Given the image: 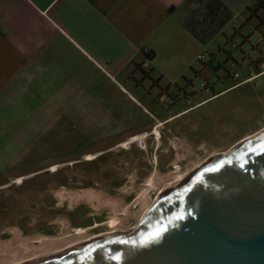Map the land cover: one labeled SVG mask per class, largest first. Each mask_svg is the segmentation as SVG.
<instances>
[{
	"label": "rangeland",
	"instance_id": "obj_1",
	"mask_svg": "<svg viewBox=\"0 0 264 264\" xmlns=\"http://www.w3.org/2000/svg\"><path fill=\"white\" fill-rule=\"evenodd\" d=\"M259 38L256 32L249 42L241 34L224 37L213 78L199 77L188 86L194 92L188 100L144 99L148 110L131 106V114L84 118L81 131L65 132L57 125L55 131L24 133L25 147L2 156L8 163L0 166L5 172L0 175V244L16 246L39 235L63 242L113 229L132 232L161 192L177 183L178 173L263 134L264 63L255 65L264 61ZM231 42L239 48L231 50ZM250 72L257 76L238 85ZM173 88L175 95L178 86ZM153 125L156 139L152 136L143 149L136 142L142 134L134 133ZM5 258L0 256V264Z\"/></svg>",
	"mask_w": 264,
	"mask_h": 264
},
{
	"label": "crops",
	"instance_id": "obj_2",
	"mask_svg": "<svg viewBox=\"0 0 264 264\" xmlns=\"http://www.w3.org/2000/svg\"><path fill=\"white\" fill-rule=\"evenodd\" d=\"M256 1L0 0V166L24 133L71 132L144 99L188 100V86L213 78L224 37L255 33Z\"/></svg>",
	"mask_w": 264,
	"mask_h": 264
},
{
	"label": "water",
	"instance_id": "obj_3",
	"mask_svg": "<svg viewBox=\"0 0 264 264\" xmlns=\"http://www.w3.org/2000/svg\"><path fill=\"white\" fill-rule=\"evenodd\" d=\"M30 264H264V133L159 198L132 232Z\"/></svg>",
	"mask_w": 264,
	"mask_h": 264
},
{
	"label": "bare ground",
	"instance_id": "obj_4",
	"mask_svg": "<svg viewBox=\"0 0 264 264\" xmlns=\"http://www.w3.org/2000/svg\"><path fill=\"white\" fill-rule=\"evenodd\" d=\"M249 139H246L243 142H246L245 144H247L248 142L253 140V139H251L249 141ZM219 158H221V157H217V159H219ZM217 159H214L210 162H213ZM209 163H207V164H209ZM204 164H205V162H204ZM207 164H205V165H207ZM205 165H201V164L199 165L198 164V166H194V168L189 169L187 172H184L182 174L178 173L174 177L175 180L177 181V183L175 185L170 183L168 185V187L166 188V190L161 192V195H159V198H161L165 194L179 188L181 185H183L185 182H187L191 177H193ZM155 202H153L152 204L154 205ZM152 204L147 208V211L149 208H151L153 206ZM123 211L125 212L124 209H123ZM145 214L146 213H144V215ZM144 215H143V217H144ZM124 233H125L124 231H117L116 229L115 230L113 229V231H111L107 235H102V236L91 237V238L85 239V236H83V234H80L78 236V238H76L75 240H72V239L70 240L68 237V238L64 239L63 242L59 241V240L50 239L46 236L39 235V236L25 238V239L21 240V242H18L17 245L15 244L16 246H13L10 243L9 244L8 243L0 244V256H2V257L4 256V258L6 257L5 262L1 263V264H30V263H33V262L54 256V255L66 252L68 250H71V249H74V248H77V247H80V246H83V245L104 239L107 237L120 235V234H124Z\"/></svg>",
	"mask_w": 264,
	"mask_h": 264
},
{
	"label": "trees",
	"instance_id": "obj_5",
	"mask_svg": "<svg viewBox=\"0 0 264 264\" xmlns=\"http://www.w3.org/2000/svg\"><path fill=\"white\" fill-rule=\"evenodd\" d=\"M251 22L255 23L254 31L257 32L259 35H261L262 40L264 41V0H257L254 10L249 11V17L247 18V23H251ZM245 41L249 42L250 40L249 38H245ZM151 56H153V54ZM262 60L263 58L260 61H256L257 62L256 64H258V62L261 63Z\"/></svg>",
	"mask_w": 264,
	"mask_h": 264
},
{
	"label": "built area",
	"instance_id": "obj_6",
	"mask_svg": "<svg viewBox=\"0 0 264 264\" xmlns=\"http://www.w3.org/2000/svg\"><path fill=\"white\" fill-rule=\"evenodd\" d=\"M263 40H262V36L260 35V38H259V42H262ZM230 47H231V50H237L238 48H239V46L236 44V43H234V42H231L230 43ZM204 58H206V55L205 54H200L199 55V59L200 60H202V59H204ZM262 63H264V61H262ZM233 76H234V78L235 79H239L240 78V73L239 72H235L234 74H233ZM257 75H255V74H249V76L247 77V78H243V79H241V80H239V81H237L239 84H242V83H244V82H246V81H248V80H252V79H254L255 77H256ZM157 129V127H154L151 131H144V132H142V133H140V134H142V138L141 139H138V140H136V142H138V144L143 148V149H147L148 148V145H147V141L149 140V139H151V137L153 136L154 138L156 137L155 135V130ZM156 139V138H155ZM143 144H145V146H147V148H145V146H143Z\"/></svg>",
	"mask_w": 264,
	"mask_h": 264
},
{
	"label": "snow or ice",
	"instance_id": "obj_7",
	"mask_svg": "<svg viewBox=\"0 0 264 264\" xmlns=\"http://www.w3.org/2000/svg\"><path fill=\"white\" fill-rule=\"evenodd\" d=\"M161 231H163V229H161ZM154 235H159V233H155Z\"/></svg>",
	"mask_w": 264,
	"mask_h": 264
}]
</instances>
